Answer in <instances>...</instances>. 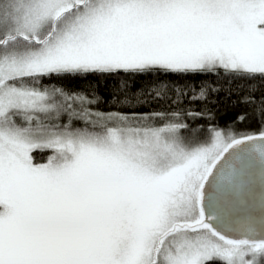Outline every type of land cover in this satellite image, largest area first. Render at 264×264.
I'll return each instance as SVG.
<instances>
[{
  "label": "snow or ice",
  "instance_id": "snow-or-ice-1",
  "mask_svg": "<svg viewBox=\"0 0 264 264\" xmlns=\"http://www.w3.org/2000/svg\"><path fill=\"white\" fill-rule=\"evenodd\" d=\"M209 77L160 126L89 110ZM0 264H264V0H0Z\"/></svg>",
  "mask_w": 264,
  "mask_h": 264
},
{
  "label": "trees",
  "instance_id": "trees-1",
  "mask_svg": "<svg viewBox=\"0 0 264 264\" xmlns=\"http://www.w3.org/2000/svg\"><path fill=\"white\" fill-rule=\"evenodd\" d=\"M55 83V82H53ZM67 87L79 89L80 85L78 82H66ZM104 81H101V87L98 92L99 99L92 105L89 106L90 111L99 112L105 116L123 115L127 116L129 122L135 124L147 118L153 126H160L161 120L156 114L164 113L168 117H171L173 111H179L183 114L186 111H199L202 107L201 104L193 101L191 96L193 92L191 88L186 87V85H207L211 83V77L207 80L201 79L197 81H175V85L180 89H183L186 93V97H181L177 93L173 92L167 85L172 84L171 81H163V86L158 88L159 96L156 95V91H153L148 86L150 84L159 83L157 81L140 80L139 85H144L143 89L137 90L135 93H129L127 98L123 96H114L110 88L104 87ZM56 86H64L57 84ZM198 92V89H197ZM219 114V125H224L226 122L233 120L236 115L243 111V108L230 107L228 101L221 96L220 103L217 105ZM188 119L199 127H210L205 125L202 120H193L191 117ZM90 125L85 124L83 121L76 122V127L88 128L90 131L94 130ZM99 130V129H97ZM227 131L228 129H224ZM255 131L254 126L251 125H241L240 132L243 134L247 131ZM38 159L43 161V159L48 155L47 152L37 153Z\"/></svg>",
  "mask_w": 264,
  "mask_h": 264
},
{
  "label": "water",
  "instance_id": "water-1",
  "mask_svg": "<svg viewBox=\"0 0 264 264\" xmlns=\"http://www.w3.org/2000/svg\"><path fill=\"white\" fill-rule=\"evenodd\" d=\"M234 235H238L239 233H233Z\"/></svg>",
  "mask_w": 264,
  "mask_h": 264
},
{
  "label": "rangeland",
  "instance_id": "rangeland-1",
  "mask_svg": "<svg viewBox=\"0 0 264 264\" xmlns=\"http://www.w3.org/2000/svg\"><path fill=\"white\" fill-rule=\"evenodd\" d=\"M88 127H90V126H88ZM95 130H97V129H95Z\"/></svg>",
  "mask_w": 264,
  "mask_h": 264
}]
</instances>
